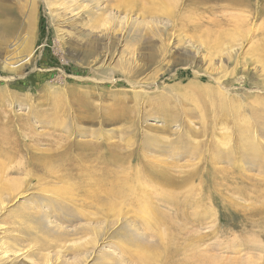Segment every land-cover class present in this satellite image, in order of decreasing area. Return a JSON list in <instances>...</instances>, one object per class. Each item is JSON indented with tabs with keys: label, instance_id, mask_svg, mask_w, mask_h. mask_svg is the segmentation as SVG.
<instances>
[{
	"label": "rangeland",
	"instance_id": "obj_1",
	"mask_svg": "<svg viewBox=\"0 0 264 264\" xmlns=\"http://www.w3.org/2000/svg\"><path fill=\"white\" fill-rule=\"evenodd\" d=\"M0 198V264H264V0H0Z\"/></svg>",
	"mask_w": 264,
	"mask_h": 264
},
{
	"label": "bare ground",
	"instance_id": "obj_2",
	"mask_svg": "<svg viewBox=\"0 0 264 264\" xmlns=\"http://www.w3.org/2000/svg\"><path fill=\"white\" fill-rule=\"evenodd\" d=\"M112 4V3H111ZM109 6V5H108ZM111 8V7H110ZM104 11V10H103ZM104 13V12H103ZM261 55V54H260ZM238 61V60H237ZM191 88V87H190ZM189 90V89H188ZM203 92H204V90H202ZM186 93V92H185ZM194 93V92H193ZM179 95V94H178ZM192 95V94H191ZM203 99V98H202ZM204 101V100H203ZM210 118V117H209ZM14 186H16V185H14ZM13 187V186H12ZM9 188H10V186H9ZM15 188V187H14ZM1 199V198H0ZM1 202V201H0Z\"/></svg>",
	"mask_w": 264,
	"mask_h": 264
}]
</instances>
